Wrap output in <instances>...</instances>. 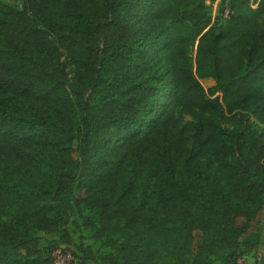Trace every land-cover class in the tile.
I'll return each mask as SVG.
<instances>
[{
  "label": "trees",
  "instance_id": "obj_1",
  "mask_svg": "<svg viewBox=\"0 0 264 264\" xmlns=\"http://www.w3.org/2000/svg\"><path fill=\"white\" fill-rule=\"evenodd\" d=\"M205 1H0V264H54L35 232L69 243L70 215L102 264H235L257 244L264 0Z\"/></svg>",
  "mask_w": 264,
  "mask_h": 264
},
{
  "label": "rangeland",
  "instance_id": "obj_2",
  "mask_svg": "<svg viewBox=\"0 0 264 264\" xmlns=\"http://www.w3.org/2000/svg\"><path fill=\"white\" fill-rule=\"evenodd\" d=\"M6 4L14 7H19L20 0H0ZM220 0L205 1L206 10L208 14L213 17L216 15V10L219 6ZM259 24L264 23V13L259 15L257 18ZM200 84L205 88L210 84L208 80H200ZM182 121L189 120L190 116L187 114H180ZM255 122V121H254ZM224 127L229 128L227 124H223ZM259 229H258V242L254 247H248V244L235 245L232 249L237 253L236 262L240 264H251L256 255L264 251V205L258 215ZM242 219L236 218L235 223L241 224ZM64 229L67 237L70 239L69 243L63 241L58 235L51 232L37 231L35 236L37 243L42 247L43 252H46L49 248L51 249V257L56 264H102L96 257L109 251L104 238L94 239L92 237L91 230L85 228L82 225L80 218H72L70 215L64 225ZM254 223L250 224L247 232L241 237L247 235L248 232L256 230ZM77 244L81 247H88L92 254H86L76 248ZM242 251V252H240ZM242 253V254H240ZM212 264H218L216 259H213Z\"/></svg>",
  "mask_w": 264,
  "mask_h": 264
},
{
  "label": "built area",
  "instance_id": "obj_3",
  "mask_svg": "<svg viewBox=\"0 0 264 264\" xmlns=\"http://www.w3.org/2000/svg\"><path fill=\"white\" fill-rule=\"evenodd\" d=\"M225 14H226V10L224 9L223 13H222V16H225ZM54 264H56V263H54ZM235 264H240V263H235Z\"/></svg>",
  "mask_w": 264,
  "mask_h": 264
}]
</instances>
